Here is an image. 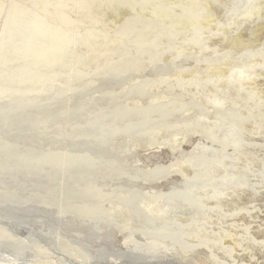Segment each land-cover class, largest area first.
<instances>
[{
  "label": "rangeland",
  "instance_id": "1",
  "mask_svg": "<svg viewBox=\"0 0 264 264\" xmlns=\"http://www.w3.org/2000/svg\"><path fill=\"white\" fill-rule=\"evenodd\" d=\"M257 8L264 0H0L1 186L22 188L0 212L44 210L71 254L92 225L87 264H264ZM45 156L55 164H32ZM51 172L50 188L72 175L108 198L74 192L61 211L44 189ZM92 204L113 212L98 229L77 217Z\"/></svg>",
  "mask_w": 264,
  "mask_h": 264
},
{
  "label": "bare ground",
  "instance_id": "2",
  "mask_svg": "<svg viewBox=\"0 0 264 264\" xmlns=\"http://www.w3.org/2000/svg\"><path fill=\"white\" fill-rule=\"evenodd\" d=\"M184 6V5H183ZM182 7V6H181ZM185 7V6H184ZM179 8V7H178ZM160 9V8H159ZM181 9V8H180ZM185 10V8H183ZM182 10V9H181ZM187 10V9H186ZM183 12V11H181ZM256 12H261L263 13V9L262 8H257ZM171 14V13H170ZM169 15V14H168ZM204 26V25H203ZM156 29V28H153ZM144 31V30H143ZM153 34V33H152ZM156 34V33H155ZM160 35V34H159ZM158 37V36H157ZM166 37V36H165ZM153 40V39H151ZM155 40V39H154ZM158 40V38H157ZM151 43V42H150ZM154 43V42H153ZM223 72V71H222ZM42 155V154H41ZM74 156V155H73ZM57 157V156H56ZM55 157V158H56ZM76 157V156H75ZM11 158V157H10ZM9 157H1L0 158V173L4 172V169L6 168L7 165H9ZM58 158V157H57ZM73 158V157H72ZM82 158V157H81ZM13 160L16 159V161L21 164L23 166V163L21 158L20 160L17 158H12ZM11 159V160H12ZM26 159V158H25ZM32 159V158H31ZM51 162L52 164H55V160L53 158H48L47 156L45 157H41V158H35L34 161L32 162V164H34L35 166L39 165L37 163L38 161H43L45 160ZM89 159V158H88ZM91 161V160H90ZM81 162V161H80ZM83 162V161H82ZM85 164V163H84ZM93 165V164H92ZM19 166V165H18ZM31 166V165H30ZM21 167V166H19ZM42 167V165H41ZM27 168V167H26ZM34 168V167H33ZM92 169V168H91ZM86 170H89L88 168H86ZM36 172V171H35ZM38 172V171H37ZM58 172V171H57ZM71 172V171H70ZM52 173V172H51ZM47 173V175H49L46 179V183L44 185V189H46L45 191L47 192V194L51 193L52 195L56 194H60L61 197H63L62 201L60 200L59 206L63 207L61 209V211H64L63 209L68 208V205L70 202H68V196L69 194H75L74 192H78L80 195H89V196H98L100 198L103 199H107L108 198V194L107 192L103 191L105 188L104 186H97V185H93L90 182H81V179L78 178H73L72 175H69V178L66 180L67 182L70 181V184H68L66 181V183L62 184L65 185L64 188H50L49 185V181H51V183L53 182L51 177L57 175L56 172H54V174L52 173ZM51 174V175H50ZM67 174V172H66ZM13 176H15L12 173ZM46 175V176H47ZM84 175V174H83ZM87 175V174H85ZM121 175V174H120ZM150 175V174H149ZM34 176V175H33ZM116 176V175H115ZM87 177V176H86ZM85 176L82 177V179H87ZM49 178V179H48ZM147 179V178H146ZM153 180V179H152ZM154 181V180H153ZM1 182H3L1 180V175H0V199L1 198H11L12 196H10L11 194L13 196H15V198H20L17 197L15 195V191H17L19 188L22 189L21 187H15L13 189H8L6 187L1 186ZM53 184V183H52ZM85 184V185H83ZM49 185V186H48ZM36 186V185H35ZM33 186V188L35 187ZM39 186V185H38ZM48 186V187H47ZM151 186V185H150ZM47 187V188H46ZM36 188H40V187H36ZM25 189V188H24ZM28 189V188H27ZM42 190V188H41ZM19 191V190H18ZM32 191V190H31ZM34 191V190H33ZM27 193V191H26ZM35 193V192H34ZM44 193V192H43ZM46 194V193H45ZM35 195H39V194H35ZM41 196L35 200H38L36 202H42L44 203L43 200V196L42 194H40ZM59 196V195H58ZM141 196H139L138 198H140ZM24 198V197H23ZM20 200L21 203L24 202L25 199ZM113 198V197H112ZM119 198V197H118ZM133 198V197H130ZM129 198V199H130ZM136 197L134 196V199ZM56 199V198H55ZM60 199V198H59ZM120 200H122L121 198H119ZM34 200V201H35ZM49 200V198L47 199ZM57 200V199H56ZM124 200H126V197L124 198ZM19 201V199H18ZM100 201V199H99ZM102 201V200H101ZM53 202V201H52ZM94 202V201H93ZM128 202V203H127ZM126 205L129 206L130 203L129 201H127ZM46 203V202H45ZM73 203V202H72ZM97 203V202H96ZM101 203V202H100ZM99 203V204H100ZM125 203V202H124ZM130 203V204H129ZM51 204V203H49ZM54 204V203H53ZM46 205V204H45ZM58 205V204H57ZM103 205V204H102ZM102 205H98V204H92V205H85L84 207H80L78 209V214L79 216L77 217H83V216H87L90 217L91 219H94L96 222L93 224L94 227H96L98 229V224L101 222H104V220H106V218H111L112 217V213L110 214V211L107 209V207H104ZM131 206V205H130ZM32 207V205H31ZM132 207L135 208V206L133 205ZM137 207V205H136ZM131 208V207H130ZM69 209V208H68ZM113 209V208H112ZM116 209L118 211H122L121 207H116ZM135 209H139V207L135 208ZM38 211H40L39 213H28V208H16V209H9L8 211H5L4 213L0 212V264H87V262L80 258L82 256H87L91 254V249L90 245L88 243V241H90V234L92 232V225L90 226V229L86 230V235H84L85 240L83 241L85 243H81L79 244L78 247H76V251L80 252V253H84V254H71L69 252H63L66 251V249L68 247H65L64 244L60 243L61 238L59 237H54L55 233L57 231H60L59 229H61L60 227H57V225L52 224L50 221H48V223H51L52 225L47 226L46 225V214L44 210H40L37 209ZM76 210V209H75ZM127 210H129L127 208ZM140 210V209H139ZM138 210V211H139ZM2 211V210H1ZM37 211V212H38ZM70 211V209H69ZM74 211V209H73ZM112 211V210H111ZM132 212V211H131ZM146 212V211H145ZM48 213V212H47ZM115 213V212H114ZM133 214V212H132ZM147 214V212H146ZM150 214V213H149ZM55 216V215H54ZM129 216V215H128ZM131 216V214H130ZM58 217V216H57ZM76 217V216H75ZM118 217V216H117ZM127 217V216H126ZM126 217H118L119 219H123ZM140 217V216H139ZM146 217V216H145ZM66 218V217H65ZM115 219L117 221L120 222L119 219ZM128 218V217H127ZM139 219V218H138ZM151 219V218H149ZM65 220V219H64ZM140 220V219H139ZM58 221V220H57ZM143 221V220H142ZM144 221H146L147 223H149L150 225V221L148 219H144ZM82 222V221H80ZM85 222V221H84ZM109 222V221H108ZM47 223V224H48ZM111 224V223H110ZM116 224V223H115ZM65 225V224H64ZM112 225V224H111ZM147 225V224H146ZM118 226V224H117ZM120 226V225H119ZM118 226V227H119ZM121 227V226H120ZM52 228V229H51ZM54 228V230H53ZM122 228V227H121ZM92 229V230H91ZM126 229V227L124 228ZM139 230L145 232L144 230H142V228H138ZM47 230V231H45ZM53 230V232H52ZM130 230V228L128 229ZM133 231V229H132ZM156 231V230H155ZM135 232V230H134ZM63 233V232H62ZM83 233V232H82ZM148 235V234H147ZM154 235V234H153ZM43 236V238L46 239V243H49L54 250H52L51 248H48V245H41V237ZM133 236V235H132ZM121 238V237H120ZM120 238H118L117 240H119ZM149 238V237H148ZM55 241H54V240ZM123 239V237H122ZM44 240V239H43ZM165 240V239H164ZM64 243L66 242L65 240ZM45 242V241H44ZM72 242V241H71ZM70 242V243H71ZM81 242V241H80ZM73 243V242H72ZM79 243V242H78ZM48 249V250H47ZM59 249H61L59 251ZM104 252L105 251V248ZM102 249V251H103ZM95 250V249H94ZM97 250H95L96 252ZM100 251V250H98ZM97 251V252H98ZM101 251V252H102ZM119 251V250H118ZM121 251V250H120ZM136 251V250H135ZM94 252V251H93ZM137 252V251H136ZM115 253V252H112ZM122 252L117 253V256L119 254V256H121ZM126 253V252H125ZM147 253V252H146ZM105 254V253H104ZM109 254V252H108ZM148 254V253H147ZM78 255H81L80 257ZM96 255V254H95ZM103 255V252H102ZM115 255V254H112ZM129 255V254H127ZM136 256V255H135ZM92 257V255H91ZM105 257V255H104ZM124 257V256H123ZM122 256L121 258L124 259ZM88 258V257H87ZM115 258V257H114ZM112 259V258H111ZM97 261V260H96ZM95 261V262H96ZM116 261V260H115ZM128 261V260H127ZM91 262V261H90ZM121 262V261H120ZM97 263V262H96ZM154 264H158L155 262H152ZM163 264H175L174 262H170V261H163ZM92 264H95L92 262ZM138 264V263H137ZM140 264V263H139ZM142 264V263H141ZM144 264V263H143ZM148 264V263H147Z\"/></svg>",
  "mask_w": 264,
  "mask_h": 264
}]
</instances>
